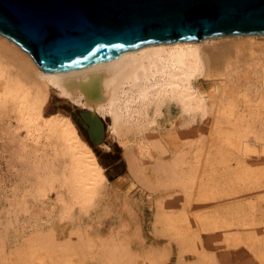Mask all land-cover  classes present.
Listing matches in <instances>:
<instances>
[{
    "label": "rangeland",
    "instance_id": "obj_1",
    "mask_svg": "<svg viewBox=\"0 0 264 264\" xmlns=\"http://www.w3.org/2000/svg\"><path fill=\"white\" fill-rule=\"evenodd\" d=\"M259 71L241 63L225 80L229 91L242 98L240 92L254 79L249 87L257 88L251 95L264 106V69ZM194 84L204 95L205 109L193 114L181 111L178 103L165 104L150 126L124 135L111 133L109 116L96 111L102 128L96 138L89 127V108L69 98L61 100L57 90H51L36 120L38 130L25 127L18 103L3 105L0 98V108L6 111L0 119V251L12 256L27 237L46 232L57 242L77 247L71 264H113L100 258L103 244L118 245L131 264H196L201 256L203 264H264V186L257 184L264 181V129L241 127L238 148L220 141L213 128L214 101L224 83L200 76ZM43 116H68L101 166V190L92 202L70 201L74 198L64 167L67 157L55 137L41 128ZM213 137L222 145L212 143ZM198 141L203 144V162L190 189L171 184L156 170L159 161L172 163L187 181L193 153L189 144ZM140 147L144 151L135 158L140 166L136 175L126 156ZM249 167L254 171L244 172ZM160 211L173 217L181 214L175 223L186 232L184 247L163 229L157 218ZM243 216L254 217L255 223L246 228L227 224Z\"/></svg>",
    "mask_w": 264,
    "mask_h": 264
},
{
    "label": "bare ground",
    "instance_id": "obj_2",
    "mask_svg": "<svg viewBox=\"0 0 264 264\" xmlns=\"http://www.w3.org/2000/svg\"><path fill=\"white\" fill-rule=\"evenodd\" d=\"M260 37H264V34L218 35L200 40L150 43L124 50L117 56L98 63L50 71L41 69L25 49L0 33V98L3 100V105L10 101L18 103L20 117L25 127L38 130L36 120L41 117L43 108L51 96V90H57L62 97L61 100L69 98L89 108V127L96 138L102 132L101 124L95 115L96 111L109 116L111 133L124 135L126 132H139L146 126H150L154 115L160 113L165 104L178 103L181 111L193 114L198 109H205L204 95L194 82L200 76L213 77L224 83L221 96L214 101L216 119L213 128L220 141L225 140L227 144L238 148L241 127L252 130L259 126L260 129H264V106L255 102L256 98L251 95L254 87L251 89L250 87L254 79L250 82L252 85L249 83L250 87L245 81L248 86L240 92L242 98L236 97L233 90L229 91L226 81L231 72L241 66V63L254 67L257 72L264 69V43L260 42ZM250 70L252 72V69L248 71ZM241 71L243 68L239 72ZM255 76L259 77L258 74ZM238 100H241V103ZM5 112L1 107L0 119L6 115ZM43 122L41 128L46 129L48 135L55 137L61 153L67 157L64 167L71 187V195L74 198L70 201L77 200L81 204L92 202L100 193V182L104 177L101 166L92 151L80 138L74 123L68 116H54L50 119L43 116ZM32 133L35 134V132ZM212 140L215 145H222L216 142L215 137ZM192 143L189 144V146L192 145L193 153L190 168L187 170V181L182 180L172 163L160 162L157 159L159 162H157L156 170L164 174L165 179L171 184L182 185L185 189L191 188L196 170L203 162L201 161L203 144L200 141ZM246 148L248 152L252 151L249 147ZM140 149L141 147L135 152L129 150L126 156L130 169L136 175L140 166L135 163V158L137 155L140 156ZM141 151L144 150L141 149ZM241 161L245 162L247 159L241 158ZM246 171L252 173L254 170L249 167L244 169V172ZM258 181V185L264 186V181L261 184ZM180 215L173 217L160 211L157 213V218L163 229L174 235L180 246L184 247L186 232L180 229L182 225L179 227L175 223L180 220ZM253 223H255L254 217L243 216L241 220L227 224H242L246 228V225ZM190 227L191 225H187V228ZM70 243L57 242L50 234L37 232L27 237L24 244L16 249L14 255L6 257L0 251V264H71V255L77 247ZM99 256L105 260V263L131 264L118 245L103 244ZM203 259L204 257L201 256L196 264H203Z\"/></svg>",
    "mask_w": 264,
    "mask_h": 264
},
{
    "label": "water",
    "instance_id": "obj_3",
    "mask_svg": "<svg viewBox=\"0 0 264 264\" xmlns=\"http://www.w3.org/2000/svg\"><path fill=\"white\" fill-rule=\"evenodd\" d=\"M0 33L56 71L150 43L264 34V0H0Z\"/></svg>",
    "mask_w": 264,
    "mask_h": 264
}]
</instances>
